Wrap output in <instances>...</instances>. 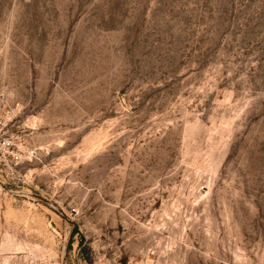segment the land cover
Returning a JSON list of instances; mask_svg holds the SVG:
<instances>
[{"label":"rangeland","instance_id":"obj_1","mask_svg":"<svg viewBox=\"0 0 264 264\" xmlns=\"http://www.w3.org/2000/svg\"><path fill=\"white\" fill-rule=\"evenodd\" d=\"M0 108V264H264V0H0Z\"/></svg>","mask_w":264,"mask_h":264},{"label":"built area","instance_id":"obj_2","mask_svg":"<svg viewBox=\"0 0 264 264\" xmlns=\"http://www.w3.org/2000/svg\"><path fill=\"white\" fill-rule=\"evenodd\" d=\"M33 150L21 151L15 145L11 135L8 133L5 120L0 108V166L15 169L25 157H31ZM73 209H71V212Z\"/></svg>","mask_w":264,"mask_h":264}]
</instances>
